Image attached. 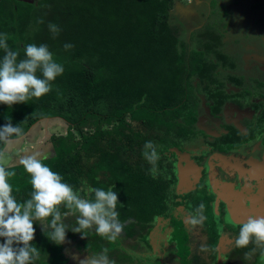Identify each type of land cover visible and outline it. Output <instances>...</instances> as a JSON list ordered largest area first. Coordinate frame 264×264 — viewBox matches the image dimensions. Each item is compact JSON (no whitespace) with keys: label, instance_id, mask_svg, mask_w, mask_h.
I'll return each instance as SVG.
<instances>
[{"label":"trees","instance_id":"obj_1","mask_svg":"<svg viewBox=\"0 0 264 264\" xmlns=\"http://www.w3.org/2000/svg\"><path fill=\"white\" fill-rule=\"evenodd\" d=\"M176 6V0H0V34H7L9 48L20 53L18 59L24 58L27 44H47L64 68L51 82V91L39 99L11 107L0 104V126L10 119L22 128L24 135L12 138L22 143L44 120L52 128L61 124L63 133L51 134L45 142L47 153L42 155L47 158L42 163L85 198L94 199L88 187L113 186L124 224L115 241L91 230L84 238L68 230L65 242L57 245L44 234L41 223L34 222L31 243L41 250V259L34 264H79L105 248L116 264H169L155 255L150 243L157 227L166 235L167 255L174 264L194 260L212 264L202 249H215L220 235L211 202L214 195H207L201 184L178 187L175 162L176 150L203 136L196 127L199 94L208 93V99L216 101L215 114L229 97L224 92L227 77L218 69L235 63L220 46L219 28L227 26L230 9L219 0H209L208 19L188 27ZM40 18L44 23H37ZM48 23L61 29L55 38ZM65 43L73 47L65 50ZM4 54L0 49V59ZM230 79L242 84V77ZM251 137L232 132L228 138L236 148ZM147 141L160 155L155 178L143 156ZM13 166L8 170L16 175L9 183L16 200L23 203L32 192L30 175L20 163ZM201 202L207 220L192 228L187 217ZM219 212L222 217V204ZM65 223L75 226V219ZM224 227L238 236L240 225ZM193 234L201 238L196 251ZM122 237L128 245L122 244Z\"/></svg>","mask_w":264,"mask_h":264},{"label":"clouds","instance_id":"obj_2","mask_svg":"<svg viewBox=\"0 0 264 264\" xmlns=\"http://www.w3.org/2000/svg\"><path fill=\"white\" fill-rule=\"evenodd\" d=\"M37 23H44L43 18L38 19ZM48 29L54 38L61 31L54 23H48ZM7 39V34H0V49L5 53L0 59V104L11 107L49 93L51 82L64 72V68L53 59L47 44H27L24 58L18 59L19 51L11 50ZM63 47L69 50L73 45L65 43ZM38 72L41 76L37 75ZM23 135V129L18 125L13 126L10 119L0 126V144L4 145L0 148V238H3V242H0V264H34L41 259V250L31 243L35 236L34 222H40L44 234L57 245L65 242L68 230L80 233L81 238L87 237L91 230L109 241L117 240L123 233L124 224L119 220L118 195L113 191V186L107 190L88 187L87 193L94 195V199L85 198L63 182L59 173L42 163L47 157L39 152L20 158V164L30 175L32 192L23 203L16 200L13 186L9 183V178L14 177L16 172L9 171L14 166L4 161L12 138ZM143 148L144 158L152 165L149 174L155 178L160 155L151 141L145 142ZM61 206L66 210L61 211ZM204 213L205 204L201 202L194 213L187 217V224L192 228L202 226L207 220ZM68 218L75 219V226L65 223ZM216 219L218 230H221L223 225L219 223V217ZM234 244L237 248L253 245L244 253L245 260H251L257 250L264 257V216L249 215L240 225ZM79 264H116V261L109 257L105 248L101 253L79 260Z\"/></svg>","mask_w":264,"mask_h":264},{"label":"flooded vegetation","instance_id":"obj_3","mask_svg":"<svg viewBox=\"0 0 264 264\" xmlns=\"http://www.w3.org/2000/svg\"><path fill=\"white\" fill-rule=\"evenodd\" d=\"M235 1L238 2V0L228 1L229 8ZM253 6L260 8L261 5L255 3ZM229 17L230 15L226 18L227 26L232 22ZM257 19L255 23L260 24L258 27L264 28L263 17ZM195 22L198 23L197 20L193 23ZM200 25L196 24V27ZM227 26L219 28L223 35L220 46L227 53L228 59L235 63L230 67L229 65L220 67L218 70L227 77L224 92L229 97L217 115L212 111L216 101L210 98L209 100L208 93L199 94V118L196 127L202 131L203 136H199L193 144L184 146L183 150L178 149L175 162L176 166L182 158V164L186 165L182 155L188 154L189 160L196 161V168L193 167L194 162L187 166L190 173L188 179L183 182L180 180L181 173L177 172L176 167L175 173L178 176V187L185 189L195 187L197 184L204 185L206 194L214 195L211 202L217 217L222 204L224 213L219 223L223 227L227 224L235 227L237 224H234L230 213L238 203L240 204L238 199L243 202L242 210L246 214L255 215L264 208V29L257 32L253 39L249 40L250 42H241V46L251 49L247 50L250 57L246 58L245 53L240 54L235 50L226 49L229 41H226L224 30ZM236 35L238 42L246 36L245 34L240 37V33ZM240 70L247 73H241ZM228 75L242 77V84L233 83L231 76ZM211 87L216 90L214 85ZM232 132L238 135L250 134L252 137L235 148L228 138ZM253 155L256 159L262 157V160L252 163ZM223 241L224 237L219 235L217 245ZM203 249V256L207 259L211 258L214 250Z\"/></svg>","mask_w":264,"mask_h":264},{"label":"rangeland","instance_id":"obj_4","mask_svg":"<svg viewBox=\"0 0 264 264\" xmlns=\"http://www.w3.org/2000/svg\"><path fill=\"white\" fill-rule=\"evenodd\" d=\"M208 1L209 0H176V9L180 12L178 15L181 17V19L187 24V26H191L194 24V20H197L199 23L203 20L208 19ZM228 1L231 0H220L222 4H227ZM259 3L261 6L260 8H255L253 4ZM230 20L232 21L227 26V29L224 30L226 36L227 42V50L228 51H237L240 54L245 53L246 58L250 57L248 55L247 47L241 46V42L246 43L250 42L249 40L253 39V36L256 35L257 32H261L264 28L258 27L260 24H256L255 21H257L258 17L261 18V16L264 19V0H238V2H233V5L230 4ZM228 15V16H229ZM236 33H240V37L244 36L243 40H240V42L237 41V35ZM246 48V49H245ZM256 56V55H255ZM264 60V59H263ZM241 73H247V71L240 70ZM48 120H44L38 124H36L26 135V138L28 137V140H22V143H20V140H13L12 144L8 147V151L6 154L5 163L10 165H15L20 163V158L22 156L30 155L33 152H39L41 154H46V151L44 148H46V143L48 141V138L51 134H60L63 133L64 129L61 124L55 125L53 128H49ZM38 132L37 136L35 135V132ZM37 146V149L34 150V147ZM32 150H34L32 152ZM184 156V161H186V165L182 164V158L179 159V164H176V170L177 172L181 173V181H186L188 179L189 171L187 166L192 164V161L188 159V154L182 155ZM254 156V155H253ZM262 158V157H261ZM261 158H257L256 156L252 157V163L255 161H261ZM254 176V174H253ZM257 200H260V198H257ZM258 202V201H257ZM237 208V206L235 207ZM234 208V210H235ZM220 219V217H219ZM165 236L163 233H161V227H157V231H154L150 234L149 238L151 240V245L154 249L155 255L160 256V259L167 258L170 254L168 253L167 246V238L165 239ZM196 234H193L192 239V246L195 247L194 251H196V244L197 241H200V236L197 237ZM123 238H121L122 244L128 245V243L123 242ZM203 242V241H202ZM202 242L199 243L201 246ZM121 244V245H122ZM123 246V245H122ZM135 251V250H134ZM138 252V250L136 251ZM169 254V255H167ZM146 255V254H145ZM173 255V254H171ZM252 263V260H249ZM148 262V260H147ZM260 263V261H258ZM178 264V263H176ZM194 264H196V260H194Z\"/></svg>","mask_w":264,"mask_h":264},{"label":"crops","instance_id":"obj_5","mask_svg":"<svg viewBox=\"0 0 264 264\" xmlns=\"http://www.w3.org/2000/svg\"><path fill=\"white\" fill-rule=\"evenodd\" d=\"M49 127V126H48ZM51 128V127H49ZM38 132H35V135L37 136ZM239 195V194H237ZM240 204L238 203L233 210V212L230 213L231 219L235 222L236 225H241L243 221H245L249 215L253 216H264V208L259 211L258 213L249 214L244 212L242 210L243 202L241 199H238ZM236 227V226H235ZM220 233V236L224 237V241L219 243L215 249H213V253L211 256V262L212 264H264V257H261L259 250L255 255L252 257V263L249 260H245L244 253L250 250V245L247 248H237L234 244V239L236 238V235H233L231 231L226 230L225 227H223L221 230H218ZM168 248V244L166 246ZM173 258L171 256H167V258H161L162 261L167 262L169 264L173 263ZM260 261V263H258Z\"/></svg>","mask_w":264,"mask_h":264},{"label":"water","instance_id":"obj_6","mask_svg":"<svg viewBox=\"0 0 264 264\" xmlns=\"http://www.w3.org/2000/svg\"><path fill=\"white\" fill-rule=\"evenodd\" d=\"M176 150V149H175ZM177 151V150H176Z\"/></svg>","mask_w":264,"mask_h":264}]
</instances>
